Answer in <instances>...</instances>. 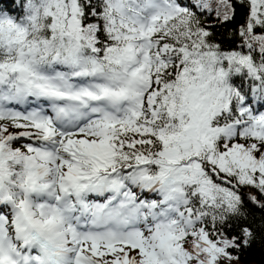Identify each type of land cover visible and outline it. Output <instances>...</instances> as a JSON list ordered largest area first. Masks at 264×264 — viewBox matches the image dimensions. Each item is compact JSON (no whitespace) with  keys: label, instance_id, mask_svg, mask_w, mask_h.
Listing matches in <instances>:
<instances>
[{"label":"snow or ice","instance_id":"6c2138e0","mask_svg":"<svg viewBox=\"0 0 264 264\" xmlns=\"http://www.w3.org/2000/svg\"><path fill=\"white\" fill-rule=\"evenodd\" d=\"M0 0V264H239L264 221V0ZM244 189H252L245 197Z\"/></svg>","mask_w":264,"mask_h":264},{"label":"trees","instance_id":"16d2710c","mask_svg":"<svg viewBox=\"0 0 264 264\" xmlns=\"http://www.w3.org/2000/svg\"><path fill=\"white\" fill-rule=\"evenodd\" d=\"M232 3L235 5L233 20L219 23L214 12L210 17H203L206 25L213 31L216 41L225 48L234 46L239 42L238 35H234V33L243 24L248 11L246 6H242L241 0H232ZM243 191L245 197L249 192H254L252 189H244ZM246 211L249 213L248 223H251L254 229L261 224V221H264V209L249 202ZM239 264H264V245L259 239L250 248L240 253Z\"/></svg>","mask_w":264,"mask_h":264}]
</instances>
